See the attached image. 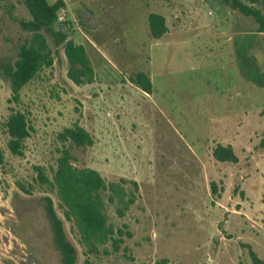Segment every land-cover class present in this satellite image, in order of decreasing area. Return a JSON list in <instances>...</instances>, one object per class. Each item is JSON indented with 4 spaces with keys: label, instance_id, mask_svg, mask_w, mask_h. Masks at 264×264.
I'll use <instances>...</instances> for the list:
<instances>
[{
    "label": "rangeland",
    "instance_id": "obj_1",
    "mask_svg": "<svg viewBox=\"0 0 264 264\" xmlns=\"http://www.w3.org/2000/svg\"><path fill=\"white\" fill-rule=\"evenodd\" d=\"M64 1L62 23L86 47L95 82L75 85L49 37L53 65L15 104L2 64L18 58L29 36L19 22L31 15L24 0H0V264H62L45 196L77 248L76 264H255L250 251L264 261V33L256 21L223 0ZM152 13L166 19L161 39L151 36ZM141 72L152 94L132 82ZM13 109L31 126L22 156L8 148ZM75 124L94 139L73 149L77 168L139 185L125 217L108 205L109 223L131 234L117 253L109 243L87 256L56 194L36 182V166L51 177L58 135ZM218 145L232 146L238 162L217 161Z\"/></svg>",
    "mask_w": 264,
    "mask_h": 264
},
{
    "label": "trees",
    "instance_id": "obj_2",
    "mask_svg": "<svg viewBox=\"0 0 264 264\" xmlns=\"http://www.w3.org/2000/svg\"><path fill=\"white\" fill-rule=\"evenodd\" d=\"M263 6L264 0H252ZM232 9L245 16L252 17L258 24V31L264 33V12L242 0H223ZM31 18L21 20L20 26L27 32L24 41L18 46V58L8 60L2 64L3 76L9 81L12 97L11 103L19 104L22 90L32 82L39 73L50 68L54 62L53 51L49 44V37L56 48H63L69 62L68 77L77 86L91 85L95 82L96 73L84 45L69 39L73 30L71 23L59 22V14L65 10L64 0L51 2L49 0H24ZM149 29L154 39H161L168 32L164 16L152 13L149 16ZM250 80L261 84L262 78L247 75ZM140 89L147 94L153 93V83L146 73H137L131 77ZM9 136L8 148L15 156H22L24 142L30 136L31 126L26 113L13 109L4 124ZM61 143L56 167L51 168V177L42 166H36V182L50 192L56 194L60 208L65 218L72 223L79 242L85 248V254L97 255L111 243L112 251L117 253L124 243V237L131 234L123 229H116L109 223L108 205L115 208L118 217L126 216L136 203L139 193L137 182L120 181L108 182L102 175L91 168H77L73 149L76 147H90L94 139L90 133L78 124L65 128L59 135ZM213 155L222 163H237L238 157L232 146L218 145ZM131 184L132 186H129ZM23 190H30L21 186ZM214 191L217 187L213 184ZM44 208L51 223L54 241L61 254L62 264H76L77 248L69 240L65 231L64 221L59 217L54 200L50 196L44 197ZM104 251H107L106 249ZM255 264H262L257 255L250 251Z\"/></svg>",
    "mask_w": 264,
    "mask_h": 264
},
{
    "label": "built area",
    "instance_id": "obj_3",
    "mask_svg": "<svg viewBox=\"0 0 264 264\" xmlns=\"http://www.w3.org/2000/svg\"><path fill=\"white\" fill-rule=\"evenodd\" d=\"M62 11H64V10H62ZM62 11H61V12H62ZM61 12H60V13H61ZM63 19H64V17H63L62 15L59 14V22H62Z\"/></svg>",
    "mask_w": 264,
    "mask_h": 264
}]
</instances>
